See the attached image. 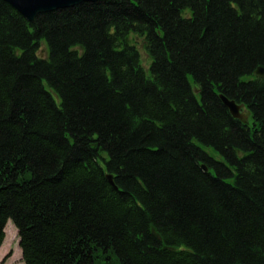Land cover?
<instances>
[{"label": "trees", "instance_id": "16d2710c", "mask_svg": "<svg viewBox=\"0 0 264 264\" xmlns=\"http://www.w3.org/2000/svg\"><path fill=\"white\" fill-rule=\"evenodd\" d=\"M258 66L264 0H97L34 22L0 0V247L11 219L25 264H264Z\"/></svg>", "mask_w": 264, "mask_h": 264}, {"label": "water", "instance_id": "95a60500", "mask_svg": "<svg viewBox=\"0 0 264 264\" xmlns=\"http://www.w3.org/2000/svg\"><path fill=\"white\" fill-rule=\"evenodd\" d=\"M13 7H15L22 15L26 17L30 22H34L36 17L40 13L57 10L60 8L71 7L82 2L97 1V0H6ZM254 75L264 78V66H258ZM226 106L230 109L233 116L243 120L249 121L250 111L244 107V104L237 103L235 100H231L226 96H221ZM204 169H208L203 165ZM112 182V177L109 176ZM20 244V241H19Z\"/></svg>", "mask_w": 264, "mask_h": 264}, {"label": "rangeland", "instance_id": "374dc122", "mask_svg": "<svg viewBox=\"0 0 264 264\" xmlns=\"http://www.w3.org/2000/svg\"><path fill=\"white\" fill-rule=\"evenodd\" d=\"M133 40L138 44L141 54L143 63L145 65L148 64V55L144 49L142 40L140 38L133 37ZM40 54L43 56L47 55V47L44 43L41 45ZM144 65V66H145ZM146 67V66H145ZM206 149L217 159H223V156L213 149L212 147H206ZM14 222L10 219L9 225H8V235L9 239L5 244L4 249L0 253V264H25V261L23 259L22 249L19 245V237L16 238L17 233V227L15 228ZM20 247V248H19Z\"/></svg>", "mask_w": 264, "mask_h": 264}, {"label": "bare ground", "instance_id": "6f19581e", "mask_svg": "<svg viewBox=\"0 0 264 264\" xmlns=\"http://www.w3.org/2000/svg\"><path fill=\"white\" fill-rule=\"evenodd\" d=\"M258 77V76H257ZM262 78V77H261ZM8 225H9V220H8V222L6 223V226H5V232H6V235H5V238H4V242H3V244H2V246L0 247V253L2 252V250L4 249V247H5V244H6V242L8 241V239H9V235H8ZM16 228V227H15ZM17 229V228H16ZM19 237V235H18V229H17V233H16V238H18ZM20 241V240H19ZM20 245V244H19ZM21 247V246H20ZM19 247V248H20Z\"/></svg>", "mask_w": 264, "mask_h": 264}]
</instances>
